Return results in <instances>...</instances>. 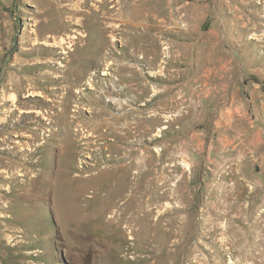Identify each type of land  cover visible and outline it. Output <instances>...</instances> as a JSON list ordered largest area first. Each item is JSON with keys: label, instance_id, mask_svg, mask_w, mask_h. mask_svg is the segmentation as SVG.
Here are the masks:
<instances>
[{"label": "rangeland", "instance_id": "obj_1", "mask_svg": "<svg viewBox=\"0 0 264 264\" xmlns=\"http://www.w3.org/2000/svg\"><path fill=\"white\" fill-rule=\"evenodd\" d=\"M224 2L236 12L225 53L244 63V111L264 139V0ZM100 5L0 0V264H264L260 161L237 157L241 132L219 125L220 101L207 111L210 98L172 77L186 0ZM99 109L140 134L78 154L66 123Z\"/></svg>", "mask_w": 264, "mask_h": 264}, {"label": "crops", "instance_id": "obj_2", "mask_svg": "<svg viewBox=\"0 0 264 264\" xmlns=\"http://www.w3.org/2000/svg\"><path fill=\"white\" fill-rule=\"evenodd\" d=\"M186 3L188 7L183 13L187 20L188 39L181 42L179 52L183 56L179 61L180 67L175 68L172 73V77L175 78L177 75L179 77L181 85L178 92L182 95H203L210 98L209 103L205 104L207 111H213L215 98L216 101H220L219 125L231 129L235 134L241 132L232 141L234 147L241 145L240 151L243 150L237 157L240 158L243 154L256 157L255 160H259L261 164L260 172L264 174L262 132L255 128L253 121L248 120L249 117L244 111V101L241 99L246 90L244 63L225 53L227 46L224 32H228L227 21L231 20L236 12L232 13V9H229L233 16L230 15L223 8L224 0H186ZM175 72L178 74H174ZM226 96L230 98L229 103L220 100ZM202 143L199 134L196 133L188 141L187 146L196 149L201 147Z\"/></svg>", "mask_w": 264, "mask_h": 264}, {"label": "bare ground", "instance_id": "obj_3", "mask_svg": "<svg viewBox=\"0 0 264 264\" xmlns=\"http://www.w3.org/2000/svg\"><path fill=\"white\" fill-rule=\"evenodd\" d=\"M108 2H109V0H101V5L100 6H102V5L103 6H107ZM115 7L116 6L114 4H112L110 7H107L106 9H104V11L102 12V18H105L106 14L109 13ZM91 15H92V12H91ZM106 72H108V71H106ZM123 117H124V115H120V116L118 115V117H116V116L115 117H107V116H105V111L102 110V109L94 111L93 115L86 122H81V121L77 122V120H78L77 118L78 117L72 116V118H70L69 121L66 123L65 136L63 137V139H65V138H67V136H69L70 137V141L76 147L81 145L82 146L81 149L75 150V148H74V150L78 154H81L84 151V149L92 148V147H94L93 149L97 150V151H101V150L108 151L113 146L115 147V149H119V146L114 143L117 139L115 137L114 138L111 137V136L109 137V134L117 133L119 136H124V135H129V136L130 135H135V136H138L140 134V130H139L136 122H127V123H123V124L122 123H118L119 118H123ZM108 122H112L113 124H115V126H114L115 129L114 130L112 129L113 128L112 125H110ZM165 127H166V125H165ZM130 142H132V141H130ZM144 150H146V148L142 149V151H144ZM75 151H73V152H75ZM133 151L134 152L137 151V153L138 152L140 153L141 148L137 147V146L129 147V152H133ZM134 160H135L134 154L126 155V157L123 158L122 162H120V163H117V164H106V165H103L99 170H97L95 172H91V173H88L86 175L79 174V176L83 177L85 179H91V178L97 176L102 169L114 168V167H126V166L132 164L134 162ZM97 165L98 164H96L95 166H97ZM89 187H90L89 185H85V186L82 187V190L84 191V190H86ZM131 187L135 188L136 186H134L132 184ZM251 257L253 258V260H255L254 264H258L257 261H256L257 257L256 256H251Z\"/></svg>", "mask_w": 264, "mask_h": 264}]
</instances>
